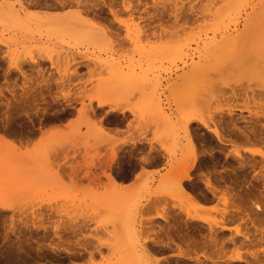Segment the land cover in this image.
<instances>
[{
	"label": "rangeland",
	"instance_id": "374dc122",
	"mask_svg": "<svg viewBox=\"0 0 264 264\" xmlns=\"http://www.w3.org/2000/svg\"><path fill=\"white\" fill-rule=\"evenodd\" d=\"M29 1L0 0V88L8 80L13 90L8 89L12 99L7 106L9 110L18 106L11 114L18 123L25 118H44L39 130L31 124L26 130L17 123L6 130L0 121V134L13 143L16 152L35 158L14 173L0 167V203L14 205L0 207V264L53 261L47 252L71 247L61 236L68 230L76 232L78 245L86 242L83 247L90 250L76 259V264H87L89 259L97 264L101 260L105 264H198L200 260L215 264L205 256L216 260L223 247L204 255L203 248L190 250L177 239L179 245L172 243V249L155 252L148 241L156 237V230L162 234L161 226L167 224L159 214L177 211L180 220L185 219L183 209L189 207V201L176 191L175 181L164 175L180 161L178 168H187L193 156L188 145L189 119H203L214 127L213 119L227 140V145H222L205 127L191 124L198 150L213 153L201 158L206 159L199 163L204 169L235 168L246 178L242 182L247 181L245 185L241 182L243 187L238 183L242 192L251 183L254 190L264 191V0ZM49 56L60 60L56 66ZM65 60H71L69 68ZM105 81L106 87L101 85ZM32 89L38 97L39 91L46 93L50 104L39 100L17 105ZM48 91L58 99L56 104L51 105L53 97ZM66 94L67 100L62 98ZM98 96L107 101L104 106L98 105ZM4 101L0 97V102ZM0 105L1 114L6 107ZM36 106L39 114H34ZM232 107L236 109L230 115ZM251 110L262 115L255 118ZM230 122L248 131L252 141L247 143L237 129L231 132ZM225 123L232 125L228 131L221 127ZM248 126L255 128V133L247 130ZM154 148L164 160L157 165L143 164L142 156L155 153ZM14 149L6 146L2 151ZM235 150L247 161H255L256 167L240 164ZM43 153L50 172L38 165ZM120 167L125 169L123 173L116 172ZM108 173L123 185L127 178L136 173L137 179L141 173L132 188L122 191L130 198L96 200V193L109 194L115 189ZM190 174L195 178L187 186L191 184L200 199L205 194L210 197L200 171L194 169ZM232 178L227 176L228 185L234 183ZM13 197L15 204L9 202ZM250 198V205L260 202L258 211L264 216L261 194L256 192ZM222 205L214 200L192 211L212 220L219 218ZM237 226L230 224L224 234H232ZM189 228L197 229L194 225ZM18 231L23 233L20 240L13 239L23 243L21 250L17 243L8 246L12 240L4 238L11 232L18 236ZM41 231L42 242H33L39 240L36 235ZM226 247L230 254L235 250L232 244ZM182 252L192 253L194 259L181 257Z\"/></svg>",
	"mask_w": 264,
	"mask_h": 264
},
{
	"label": "bare ground",
	"instance_id": "6f19581e",
	"mask_svg": "<svg viewBox=\"0 0 264 264\" xmlns=\"http://www.w3.org/2000/svg\"><path fill=\"white\" fill-rule=\"evenodd\" d=\"M31 1V0H30ZM29 1V2H30ZM35 1V0H34ZM37 1H39V0H36L35 1V3L37 2ZM42 1V0H41ZM47 1V0H46ZM45 1V2H46ZM24 2H26V1H24ZM44 2V1H43ZM44 2V3H45ZM48 2V1H47ZM28 3V2H27ZM32 3V2H31ZM31 3H29V4H31ZM34 3V4H35ZM39 3V2H38ZM58 3H60V2H58ZM58 3H55L56 5H58ZM20 6H22V3H21V1H20ZM40 4H41V2H40ZM48 4V3H47ZM47 4H45V5H47ZM52 4V3H51ZM28 5V4H27ZM37 5H39V4H37ZM44 4H42L41 6H43ZM53 5H54V3H53ZM55 5V6H56ZM60 5V4H59ZM58 5V6H59ZM14 6H15V4H14ZM37 7H39V6H37ZM43 7H45V6H43ZM43 7H41V8H43ZM48 8H49V5L47 6ZM57 7V6H56ZM22 8V7H21ZM53 8V7H52ZM97 11V10H96ZM81 13V12H80ZM97 14H99V13H96V15ZM20 15V14H19ZM101 16V15H100ZM51 22V21H50ZM70 33V32H69ZM72 54V53H71ZM56 55V54H55ZM62 55V54H61ZM68 55V54H67ZM36 57V56H35ZM67 57V56H66ZM34 58V57H33ZM43 58H44V55H43ZM50 61H51V63L53 64V65H55V64H58V62L60 61H56L53 57H51V56H49V58H48ZM60 59H61V57H60ZM73 59V58H72ZM75 59V58H74ZM26 60V59H25ZM33 62H36V63H38V60H36V59H31ZM47 60V59H46ZM66 61V60H65ZM65 61H63V63L65 62ZM71 61V60H70ZM70 61L69 60H67L66 62H65V66L67 67V65L69 66V64H70ZM16 62H18L17 60H16ZM26 62V61H25ZM24 62V63H25ZM23 63V62H22ZM29 63V62H28ZM62 63V64H63ZM13 64H15V61H13ZM27 64V63H26ZM61 64V63H60ZM61 64V65H62ZM39 65V64H38ZM18 66H20V65H18ZM32 66V65H31ZM56 66V65H55ZM39 67H40V65H39ZM57 67H58V65H57ZM67 68H69V67H67ZM69 70V69H68ZM60 71V70H59ZM75 71V70H74ZM74 71L72 72V74L74 73ZM23 72H25V71H23ZM22 72V73H23ZM60 72H62V71H60ZM68 72H66V74H67ZM78 73V72H77ZM24 74V73H23ZM79 74V73H78ZM118 74V73H117ZM73 75H77L76 74V72L73 74ZM78 76V75H77ZM116 75H114V77H115ZM119 76V75H118ZM185 76V74L183 75V76H181L182 78ZM81 77V76H80ZM25 78H27V77H25ZM70 79V78H69ZM76 79V78H75ZM31 80V79H30ZM65 80V79H64ZM64 80H62V81H64ZM71 80V79H70ZM66 81V80H65ZM72 81V80H71ZM46 83V82H45ZM108 83V81H105V83H101V85H104V87H106L105 86V84H107ZM49 84H50V82H49ZM65 85V84H64ZM37 86H38V84L36 85V88H37ZM108 86H110V83H109V85ZM33 87H35V86H32V88ZM50 87V86H49ZM48 87V88H49ZM103 87V88H104ZM112 87H113V85H112ZM35 88V89H36ZM39 88V87H38ZM41 88V89H40ZM39 89L43 92L44 90H42L43 88L42 87H40ZM47 88V87H46ZM47 88V89H48ZM94 89H95V87H94ZM101 89V88H100ZM62 90V89H61ZM98 90V89H97ZM36 91V90H35ZM34 89H32V91H28L27 93H24V97H22V99H19V100H17V105H19L20 103H21V105H26V104H28V101L30 102V101H32V102H37V101H44V102H48V100L46 99L47 97L44 95V94H46V93H42L41 94V91H39L38 89H37V91H39V96L40 97H38V92H37V94H35L34 92ZM46 91V90H45ZM33 92V93H32ZM49 92V91H48ZM83 92V91H82ZM86 92V91H85ZM93 92H94V90H93ZM50 93V92H49ZM48 93V94H49ZM51 94V93H50ZM49 94V95H50ZM72 94V93H71ZM82 94V93H81ZM47 95V94H46ZM104 95V94H103ZM50 96H52L53 97V99H52V102H51V104H54V102H55V104L57 103V100H56V98L54 99V95L53 94H51ZM68 94H66V95H63L62 96V98L64 97V99L66 98V100L67 99H69L68 97ZM77 96V95H76ZM85 96V95H84ZM78 97V96H77ZM80 97H82V96H80ZM59 99H60V97H59ZM73 98H71V100H72ZM74 99H76V98H74ZM78 99V98H77ZM82 100V99H81ZM97 100L99 101L98 102V105L99 106H104L106 103H107V101L105 100V99H103L101 96H98L97 97ZM59 102V105L61 104L60 103V101H58ZM66 102H68V101H66ZM70 104H72L71 102H69ZM70 104H69V106H70ZM49 106H51V105H49ZM68 106V105H67ZM18 106H13L12 108V110H9V111H7L6 112V114H7V116L8 117H12L13 115H11V113L12 114H15L16 112V110L18 111V109H16ZM57 107V106H56ZM63 107V106H62ZM73 107H75V106H73ZM257 107V106H256ZM21 108H23L24 109V107H21ZM36 108V107H35ZM38 108V107H37ZM58 108V107H57ZM64 108V107H63ZM88 108V107H87ZM16 109V110H15ZM47 109V108H46ZM54 109V108H53ZM236 108H234V107H232V108H230L229 109V111H228V114H230V115H232L234 112H233V110H235ZM15 110V111H14ZM83 111V110H82ZM87 111H89V110H87ZM259 111V110H258ZM258 111H253V110H251V112H252V114L254 115V117L256 116V117H258V118H260V116L262 115V114H259V112ZM15 112V113H14ZM84 114L83 115H85V113H86V111L85 112H83ZM18 114V113H17ZM87 114H88V112H87ZM85 115V116H87V119H88V116H90V115ZM20 115V114H19ZM94 115V114H93ZM229 115V116H230ZM17 116V115H16ZM113 116V115H112ZM112 116H110V117H112ZM115 116H117V115H115L114 114V117ZM83 117V116H82ZM219 117V116H218ZM255 117V118H256ZM85 118V117H84ZM216 119V118H215ZM234 119V118H233ZM211 120V119H210ZM199 123L200 125H202L203 127H205L209 132H211L216 138H217V140L219 141V143L220 144H222V145H225L226 143H227V140H226V138H225V136L223 135V129H221V131H220V129L217 127V123H216V121H214L213 119L211 120V122L213 123V125H214V127H212L210 124V122L209 121H205V120H203V119H199V118H194V119H189L188 120V122H187V128H188V145H189V151H193V156H192V158H190L191 160L189 161V162H187V168L184 166V169H179L178 167H180L181 165L180 164H182V163H177L178 164V167H177V165H176V167L174 168V167H171L170 169H168V171L165 173V175H164V177L165 176H170L174 181V183H176V184H174V186H175V188H176V191H178V192H180L181 194L183 193V195H185V198H187L188 199V201H189V207H187V208H184L183 210H184V215H185V219L183 220V219H181L180 220V218L182 217L181 215H180V212H177V211H175V212H173V211H171V213H169V211H168V213L166 212V213H161V214H159L158 216H159V218H162L163 220H165L166 221V225L164 224V226L162 225L161 226V232H162V234L161 233H159V230H156V229H154V230H156L155 232V234H157L156 235V237L154 238H152L150 241H148V243H150V244H152V245H154L155 244V246L156 245H161V246H171L172 247V243H175L176 245H179L178 244V242L180 241V242H182L183 244H185L187 247H188V249H190V250H192L193 248L192 247H195V248H203L204 249V251H205V253H204V255L205 254H207L206 253V251H208V250H211V249H215L216 247H219V248H221V247H223V248H221L222 250L219 252V256H221V257H219L218 256V258H216V260H214L211 256H209L208 254L205 256V259H208V260H212L215 264H264V216H261L260 215V211H258V210H260V208H261V206H260V202H255V203H253L252 205L253 206H256L255 208L254 207H252V205H250L249 204V201H251V196H255L256 195V192H259L260 194H261V197H263L262 199H264V191L263 190H259L258 188V190L259 191H256V190H254V188H256L255 186H252V183L250 184V185H248L247 187H246V189L247 190H245V192H242L241 190H240V186L239 185H241L242 186V183H243V185H245V181L244 182H242L244 179H246V178H244V177H242L241 175H239V172H237L238 170H236L235 168L233 169V168H229V169H231V171L230 172H228V170H227V172L225 173V172H223L224 173V175H220V174H218V171L216 170V168H214L216 171H213V170H211L208 166H207V168L205 167V169H204V167L203 166H205V165H203L202 166V164L200 165L199 163H200V161H206V159L205 160H201V158L202 157H205V156H207V155H213V153H212V151H205V149H203V151L201 152L200 150H198V146L196 145V138H194L193 137V134H194V132H193V134H192V128H190L191 127V124L192 123ZM227 122H228V120H227ZM221 123H223V120H222V122ZM230 123H232V122H230ZM220 124V123H219ZM218 124V125H219ZM73 124H71V126H72ZM231 124H227V123H225V124H222L221 125V127L222 126H225V127H222V128H224L225 130H229V126H230ZM233 125V126H232ZM232 129H231V126H230V129H231V132L233 131V129H234V131L237 129L239 132H238V134L239 135H242V136H244V138L243 139H245V141L247 142V143H249V142H251L252 141V139H251V135L249 134V132L247 131L246 132V130L244 129H241L240 127H238V125H237V122H233L232 123ZM159 126V125H158ZM249 127V126H248ZM227 128V129H226ZM224 130V132H226ZM227 130V131H228ZM247 130H250V131H252V133H255V128H251V127H249V129L247 128ZM228 133V132H227ZM237 133V132H236ZM238 134H237V138L239 139V137H241V136H239L238 137ZM227 135V134H226ZM205 138V137H204ZM56 139V138H55ZM236 140V139H235ZM259 140H260V138H259ZM258 140V141H259ZM229 141L230 142H233L232 140H230L229 139ZM58 142V141H57ZM62 142V141H61ZM205 142V141H204ZM203 143V142H202ZM233 143H235V142H233ZM50 145H51V142L49 143ZM49 144H47V147H48V145ZM55 144H56V142H55ZM58 144V143H57ZM6 146L7 147H9V146H11L12 147V149H14L15 147H14V145H13V143H8V140H6L5 139V137H3L1 134H0V167H4L5 169H7V172H12V173H14V172H16L15 170L17 169V168H19V167H22V166H26L27 164L25 163L26 161H27V163L28 162H30L31 160L33 161V160H35V158L34 159H32L33 157H32V155L30 154V153H28V154H25V157H22L23 156V154L21 153V152H16V149H14L13 151H9V152H3L2 150H3V148H6ZM54 146H57V145H54ZM155 147V146H154ZM221 147V146H220ZM224 147V146H223ZM53 148V147H52ZM51 148V149H52ZM158 148V147H157ZM222 148V147H221ZM154 149H156V148H154ZM219 149V148H218ZM47 150L49 151L50 149H48L47 148ZM56 150V147H55V149H54V151ZM157 151H155V153H152V154H148L147 156H142V158H141V162L143 163V164H145V163H148V164H154V165H157V164H159V162L160 161H163L164 159H163V154L162 153H160V151L158 150V149H156ZM209 150V149H208ZM219 150H221L222 152H224L223 151V149H219ZM218 150V151H219ZM52 151V150H51ZM57 151V150H56ZM159 151V152H158ZM198 151H200L199 153H198ZM53 152V151H52ZM232 152V151H231ZM250 152L251 153H256L257 151L255 150V149H250ZM20 153V154H19ZM50 153V152H49ZM228 154V153H227ZM233 154V153H232ZM20 155H22V156H20ZM49 156V155H48ZM227 156V155H226ZM229 156V155H228ZM264 156V155H263ZM50 157V156H49ZM112 157H115V156H112ZM246 156H244L241 152H240V150H235V158L240 162V164H242L244 167H247V166H251L250 168H253L254 166H255V161L254 162H252V160H248L249 162H252V163H250V165H249V163H247L248 161H247V157L245 158ZM207 158V157H206ZM51 159V158H50ZM163 159V160H162ZM169 159V158H168ZM217 159V158H216ZM249 159V158H248ZM30 160V161H29ZM46 160H47V156H46V153H43V154H41V156L39 157V161H40V163L38 162V165L39 166H42V167H46V168H44L46 171H52V170H50L49 169V167L48 166H46ZM214 160V159H213ZM38 161V160H37ZM208 161V160H207ZM209 162V161H208ZM211 162H212V160H211ZM257 162V161H256ZM161 163V162H160ZM204 164V163H203ZM210 164V163H209ZM216 164H218V163H216ZM216 164H214L215 165V167H216ZM141 165V164H140ZM173 165V164H172ZM180 165V166H179ZM241 165V166H242ZM246 165V166H245ZM256 165H257V163H256ZM144 166V165H143ZM160 166V165H159ZM171 166V165H170ZM242 166V167H243ZM148 167V166H147ZM150 167V166H149ZM212 167V166H211ZM224 167H226V166H224ZM228 167V166H227ZM241 167V168H242ZM256 167V166H255ZM254 167V168H255ZM143 168V167H142ZM49 169V170H48ZM194 169H197V170H199L200 171V174H201V176H200V179L202 180L201 182H205V186H207V187H205V188H208V192L210 193V197L209 196H207L206 194H205V196H203V199L201 198L200 199V197L197 195V194H195L193 191H192V188L190 187V185L191 184H193L192 183V181H194L193 180V178H195V177H192V175L190 174V171H193ZM207 169V170H206ZM204 170H206V171H204ZM219 170V169H218ZM223 171H226V169L225 170H223ZM246 171V170H245ZM195 172V171H194ZM241 172V171H240ZM221 173V172H220ZM260 173V172H259ZM139 174V173H138ZM141 174V173H140ZM140 174H139V178H137V179H135L136 181L138 180V179H140ZM144 174V173H143ZM199 174V173H198ZM226 174V175H225ZM249 174H251L250 172H249ZM107 175V177H108V179L111 181V183H113L115 186H114V191L112 192V193H109V194H95L94 196H95V198H96V200H98V201H102L103 199L105 200V199H116V198H120V199H128V198H130L131 197V195H128V194H125V193H122V191L124 192V190L125 189H129V188H132V184L130 185V186H127L126 184L125 185H123V183L122 182H119L118 180H116L113 176H112V174L111 173H108V174H106ZM231 175H232V179H234V183H235V185H237V186H239V188L237 187V186H235L234 185V183H232V184H227V176L228 177H231ZM247 175V174H246ZM197 176V175H196ZM204 178H203V177ZM235 176V177H234ZM244 176V175H243ZM242 177V178H241ZM264 177V176H263ZM263 177H261V178H263ZM203 178V179H202ZM244 178V179H243ZM242 179V180H241ZM255 180H256V178H254ZM147 181V180H146ZM261 181H264V180H261ZM196 182V181H195ZM237 182V183H236ZM242 182V183H241ZM247 182V181H246ZM250 182H252V181H250ZM187 183H191L190 185H189V187L187 186ZM238 183H240L239 185H238ZM249 183V182H248ZM264 183V182H263ZM196 184V183H195ZM254 185V184H253ZM194 186V185H193ZM243 187V186H242ZM241 187V188H242ZM264 187V186H263ZM262 187V188H263ZM178 189V190H177ZM194 189V188H193ZM196 189V188H195ZM199 189V188H198ZM264 189V188H263ZM69 190V189H68ZM68 190L67 191H64L65 193H67L68 192ZM203 190H204V188H203ZM201 191V190H200ZM256 191V192H255ZM121 193V194H120ZM203 193V192H202ZM20 194V193H19ZM26 194V193H25ZM197 195L198 197H199V199H198V197L197 196H195V195ZM208 194V193H207ZM30 195V194H29ZM200 195V194H199ZM251 195V196H250ZM17 198H18V196H17ZM214 200H218L219 202H222V206H223V208L221 209V211H220V215L218 216L219 218H217V219H208V218H202V217H198V216H196V215H194L193 214V209H198V208H203V207H205V206H208L209 205V202H211V201H214ZM13 202V201H15L14 200V197H13V200H10L9 202ZM105 201H107V200H105ZM8 203V202H7ZM14 203V202H13ZM9 204H11V203H9ZM9 204H2V203H0V207H2V208H12L14 205L13 204H11V205H9ZM15 204V203H14ZM107 205V204H106ZM219 206V205H218ZM179 208V207H178ZM1 209V208H0ZM182 210V211H183ZM3 211V210H2ZM1 211V212H2ZM101 211V210H100ZM181 211V212H182ZM98 213V212H97ZM183 214V213H182ZM179 215H180V217H179ZM96 216V215H95ZM150 220V219H149ZM147 221V220H146ZM146 221H145V223H146ZM151 221V220H150ZM154 221V220H153ZM150 223V222H149ZM148 223V224H149ZM152 223V222H151ZM232 223H238V225L239 226H237V228H235L231 233L232 234H230V235H225L224 234V232H226V230H228L229 229V225L230 224H232ZM154 224V223H153ZM133 225V224H132ZM144 225V224H143ZM156 225V224H155ZM190 225H194L195 227H197V229L196 230H193V231H191V230H189L190 228H189V226ZM146 226V225H145ZM149 226V225H148ZM147 226V227H148ZM151 226H152V224H151ZM150 226V227H151ZM149 227V228H150ZM134 228V227H133ZM142 228V227H141ZM145 228V227H144ZM154 228V227H153ZM189 228V229H188ZM142 230H143V228H142ZM149 231V230H148ZM151 231H152V228H151ZM144 232H145V230H144ZM150 233H152V232H150ZM179 240L178 242L176 241V240ZM144 243H142L141 242V245H143ZM228 244L230 245V244H232L233 245V247H234V249L235 250H232L231 251V254H230V252L228 253V249H227V247L226 246H228ZM149 247V246H148ZM180 247V246H179ZM226 248V249H225ZM246 249V250H245ZM245 250V251H244ZM217 252H218V250H217ZM81 253H83V252H81ZM11 254H12V252H11ZM19 254V253H18ZM74 254H75V252H74ZM176 254H179V253H176ZM81 255V254H80ZM180 255H181V257H184V258H186V259H189V260H191L193 257V255H192V253H185V252H182V253H180ZM192 255V256H191ZM195 255V254H194ZM19 256V255H18ZM75 256V255H74ZM94 256V255H93ZM92 257V256H91ZM197 257V256H196ZM223 257V258H222ZM215 258V257H214ZM183 259V258H182ZM194 259V258H193ZM197 260H198V258H196ZM218 259V260H217ZM200 260V259H199ZM207 260V261H208ZM201 261L202 260H200L199 261V263H201ZM204 261V260H203ZM206 261V260H205ZM204 261V262H205ZM159 262V261H158ZM211 262V261H210ZM212 262V263H213ZM160 263V262H159ZM198 263V264H199ZM206 264H207V262H205ZM161 264H163V263H161ZM201 264H203V263H201Z\"/></svg>",
	"mask_w": 264,
	"mask_h": 264
},
{
	"label": "flooded vegetation",
	"instance_id": "af4514ba",
	"mask_svg": "<svg viewBox=\"0 0 264 264\" xmlns=\"http://www.w3.org/2000/svg\"><path fill=\"white\" fill-rule=\"evenodd\" d=\"M6 84L7 85L5 87H1L0 88V97H3L5 99V101L2 102V103L0 102V104L4 105L6 107V110L3 113L0 114V121L6 126L5 129L6 130H12V127H13L12 125L14 123H17L18 125H20L24 129L28 128L29 127V124H31V125L35 126V130H39L40 127H41V124H43V121H44V118L43 117H38V118H34V119L33 118H25V119H21V121L18 123L16 121V118H12V117H8L7 116L6 112L9 111L8 106H7V101L9 99H12V94L9 92L8 89L9 88L12 89V87H10L8 80H6ZM28 103H29V101H28ZM46 104H50L49 101ZM49 107L50 106L44 107L43 113H45L49 109ZM0 108H1V105H0ZM26 114L27 113H25V115ZM34 114H39V106H36V109L34 111ZM28 115H29V113H28ZM218 143H219V141H218ZM225 145H227V144H225ZM223 159H225V156H223ZM214 163H217V162H214ZM225 169H226V171L227 170L229 172L231 171V169H229L228 167L216 168V170L218 171V173H220V172H226V171H223ZM124 170H125L124 168H121L120 167V170L118 169V170H116V172L123 173ZM16 233L17 234H20V235L17 236L15 234V232H11V234L10 233H7L8 235L6 234L7 236L5 235L4 238L5 237L7 238V240H5V241L12 240V242L10 244H8V246H11L12 244L17 243L18 249L21 250V248L23 246V243L22 242H18V240H20V237L23 235V233H22V231H18ZM36 236L38 237L39 240L33 239V242H37V243L40 244L42 242V240H40V239L44 236V232L41 231V234H39V232H37V235ZM61 236L63 238L62 240L64 242L68 243L71 246L70 249L69 250H66L64 252H57V251L51 250V251L47 252L46 254L50 258H52L53 261H51V260L48 259L47 261L37 262V263H33V264H76L77 263L76 262V259L82 258V257L86 256L87 253H89L90 250L89 249H85L83 247V245H87L86 242L84 244H82V245H78L79 243L76 240L77 239L76 232H73V230L62 231L61 232ZM13 237H15V238L17 237L18 240L17 239H13ZM29 243H31V242H29ZM153 247H154V250L157 251V252H162V250H166L167 248L168 249H172L171 246H167V245L166 246H161V245H156L155 246V244H154ZM22 251H25V250L23 249ZM74 252H75V254H74ZM81 252H83V253H81ZM11 264H16V263H11ZM28 264H31V263H28Z\"/></svg>",
	"mask_w": 264,
	"mask_h": 264
},
{
	"label": "crops",
	"instance_id": "0c3cea01",
	"mask_svg": "<svg viewBox=\"0 0 264 264\" xmlns=\"http://www.w3.org/2000/svg\"><path fill=\"white\" fill-rule=\"evenodd\" d=\"M128 146H130V145H128ZM160 171L163 172L164 169L161 168ZM135 176H136V173L134 174L133 178H131V179H130V178H127V179L125 180V183H124V184H126L127 186H130L131 184H133V182L135 181ZM155 252H156V251H155Z\"/></svg>",
	"mask_w": 264,
	"mask_h": 264
},
{
	"label": "snow or ice",
	"instance_id": "6c2138e0",
	"mask_svg": "<svg viewBox=\"0 0 264 264\" xmlns=\"http://www.w3.org/2000/svg\"><path fill=\"white\" fill-rule=\"evenodd\" d=\"M13 67H15V65H13ZM262 155H264V153H261ZM87 264H97V261L95 259H89L87 261ZM99 264H105V262L103 260L99 261Z\"/></svg>",
	"mask_w": 264,
	"mask_h": 264
}]
</instances>
